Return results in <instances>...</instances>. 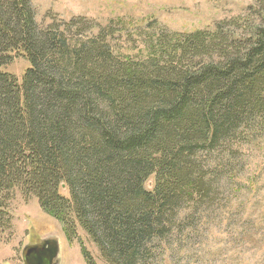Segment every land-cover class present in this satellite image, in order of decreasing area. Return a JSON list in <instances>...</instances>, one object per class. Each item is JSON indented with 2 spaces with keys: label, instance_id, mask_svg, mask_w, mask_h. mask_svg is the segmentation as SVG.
Masks as SVG:
<instances>
[{
  "label": "trees",
  "instance_id": "16d2710c",
  "mask_svg": "<svg viewBox=\"0 0 264 264\" xmlns=\"http://www.w3.org/2000/svg\"><path fill=\"white\" fill-rule=\"evenodd\" d=\"M258 3L243 38L225 33L234 19L163 37L137 63L114 54L111 26L41 28L31 0H0V227L21 187L70 240L82 230L108 263L146 264L184 210L232 201L237 127L264 114ZM20 57L21 81L5 70Z\"/></svg>",
  "mask_w": 264,
  "mask_h": 264
},
{
  "label": "rangeland",
  "instance_id": "374dc122",
  "mask_svg": "<svg viewBox=\"0 0 264 264\" xmlns=\"http://www.w3.org/2000/svg\"><path fill=\"white\" fill-rule=\"evenodd\" d=\"M258 2L31 0L41 28L56 24L63 29L65 23L77 18L89 21L90 28L95 27L93 35L98 28L111 26L114 54L137 63L148 61L154 53L148 48L163 37L201 31L214 33L221 24L234 19H241L237 20L239 29L229 23L225 25V33L235 31L236 37H245V20L251 23L259 19ZM28 68L27 60L20 57L14 58L5 70L21 81ZM232 150L233 200L227 202L226 194L223 203L212 209L184 210L181 217L191 213L187 215L190 220L181 218L167 236L154 237L148 243L146 264H264V114H257L251 125L247 120L237 127ZM10 197L7 201L10 223L0 227V264H25L24 248L44 240L57 242L56 264H88L83 249L94 264H110L82 230L70 240L62 221L44 213L36 196L25 195L18 187Z\"/></svg>",
  "mask_w": 264,
  "mask_h": 264
},
{
  "label": "water",
  "instance_id": "95a60500",
  "mask_svg": "<svg viewBox=\"0 0 264 264\" xmlns=\"http://www.w3.org/2000/svg\"><path fill=\"white\" fill-rule=\"evenodd\" d=\"M49 240L43 242L47 245ZM59 252L58 244H49V249L44 252L40 246L27 245L23 250L25 264H53Z\"/></svg>",
  "mask_w": 264,
  "mask_h": 264
},
{
  "label": "flooded vegetation",
  "instance_id": "af4514ba",
  "mask_svg": "<svg viewBox=\"0 0 264 264\" xmlns=\"http://www.w3.org/2000/svg\"><path fill=\"white\" fill-rule=\"evenodd\" d=\"M54 243H55L54 240H49L48 243H47V245H45L44 242H41L40 244H38V246H40L41 248H43V251L46 252L49 249V244H54ZM34 246H37V245H31V247H34ZM56 259L54 260V263L53 264H56Z\"/></svg>",
  "mask_w": 264,
  "mask_h": 264
}]
</instances>
